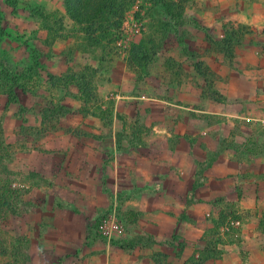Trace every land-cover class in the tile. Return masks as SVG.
Segmentation results:
<instances>
[{"label":"rangeland","instance_id":"1","mask_svg":"<svg viewBox=\"0 0 264 264\" xmlns=\"http://www.w3.org/2000/svg\"><path fill=\"white\" fill-rule=\"evenodd\" d=\"M10 1L16 3V10ZM255 1L264 15V0ZM203 12L226 13L218 5L208 8L205 0L187 1L188 16ZM60 18L62 22L57 21ZM160 19V9L154 8L151 0H134L118 37L91 46L85 39L84 26L67 16L62 0H0V26L4 31L0 39V154H7L0 159V264H60L70 254L63 250L66 246L51 245L48 238L52 233L46 230L62 214L68 215V208L46 207L60 204L59 200H63V207L70 200L76 201L85 175L92 189L87 208H93L85 213L86 238L108 241L98 228L101 218L113 209H117L128 231L122 208H134L130 196L125 191L113 193L109 186L112 177L104 183L105 178L98 177L97 169L105 172L117 154L108 145L105 155L103 143L119 141L120 150V146L134 150L137 142L151 139L154 134L146 130L152 126L169 128L189 119L216 123L214 115L189 113L185 108L200 107L202 97L209 95L203 93V77L194 65L201 61L205 64L206 56L214 51L231 66L236 47L260 28L264 30V18L255 21L257 25L226 21L219 28L238 32V37L231 47L233 54H225L223 37H210L199 29L181 26L177 34L171 32L162 41L152 63L131 69L128 58L132 45L152 32L161 37L157 28L151 29ZM203 36L207 39L201 40ZM73 73L86 76V91L80 90ZM51 74L70 78L54 84ZM12 91L17 100L9 102ZM143 96L160 97L171 104L137 98ZM58 106L69 112L46 114L45 109ZM99 145V150L90 149ZM126 151L122 156L127 157ZM137 152L147 155L152 150ZM99 185L103 192L96 189ZM72 224L78 228L69 233L75 240L81 230L77 220ZM122 240L128 242L127 234Z\"/></svg>","mask_w":264,"mask_h":264},{"label":"crops","instance_id":"2","mask_svg":"<svg viewBox=\"0 0 264 264\" xmlns=\"http://www.w3.org/2000/svg\"><path fill=\"white\" fill-rule=\"evenodd\" d=\"M205 3L226 11L222 16L214 12L195 16L206 26L200 31L210 37H225V28L219 26L226 21L252 25L264 18L255 0ZM236 48L231 66L214 51L204 61L215 74L214 89L222 98L207 95L200 107H185L189 113L216 116V123L189 119L169 128L152 126L146 131L154 135L147 143L137 142L134 150L127 146L120 150L117 142L103 143L105 155L108 145L117 154L105 172L97 169L98 177L105 178L103 183L112 177L113 193L125 191L130 196L134 208L122 212L126 241H134V246L86 238V200L92 191L86 175L76 201L63 207L59 200L46 207L69 211L46 227L52 233L48 242L66 246L63 250L70 253L60 264H264V30ZM137 98L171 104L160 97ZM94 148L101 146L90 147ZM146 148L152 153L137 152ZM124 150L127 157L122 156ZM96 189L103 192L100 185ZM76 220L81 234L74 240L69 233L78 229L72 224ZM236 220L241 225H235Z\"/></svg>","mask_w":264,"mask_h":264},{"label":"trees","instance_id":"3","mask_svg":"<svg viewBox=\"0 0 264 264\" xmlns=\"http://www.w3.org/2000/svg\"><path fill=\"white\" fill-rule=\"evenodd\" d=\"M187 1L188 0H151L153 7H158L161 12V19L154 27H151V29L157 28L162 36H156L152 32L151 35L148 34L143 36L140 42L132 45L130 56L128 58V66L131 69L145 68L150 63H152L154 58L157 56L160 47L163 45L162 41L165 40L171 32L177 34V30L181 26H194L199 30L206 29V26L197 17L188 16L186 14ZM62 2L67 16L75 23L84 26L86 35L85 39H87V42L91 46H99L105 40L114 41V39L118 37V33L121 31L120 29L124 16L132 3H134V0H62ZM8 3L14 8V10L17 9L15 2L10 1ZM57 21H61V18ZM46 25L50 31H53V27L49 26L48 23ZM3 32L4 31L0 26V39ZM225 32V37L221 39V42L224 44L223 51L225 54H233L231 47L238 37V32H229L227 28H225ZM194 68L195 71L203 77V87H206L204 88L203 93H209L211 97L220 100L222 98L221 94L216 89H214L215 74L202 61L196 63ZM5 75L11 80L13 79L11 74L5 73ZM68 78L70 77H67V75L56 76L51 74V79L54 84L57 82H63ZM72 78H77V80H79L78 86L80 90L83 92L86 91L85 84H83L84 80L86 79L85 75L73 73ZM16 100V93L13 91L10 92L9 102H14ZM58 110L61 111V114H66L69 112L63 106L47 108V110L45 109V112L47 114L49 111L50 115H55L53 112H57ZM0 140L3 141V139ZM3 150H5L4 147L2 148V152ZM3 155L6 156L7 154L4 153ZM3 155L0 154L1 160ZM214 160L215 158H213L211 162ZM196 186L197 185H194V187ZM1 213L2 208H0V219ZM143 241L144 238H141L140 243L143 244ZM110 242L113 245H118L120 247H132L135 245L134 241L125 242L124 240H111ZM5 250H7V246Z\"/></svg>","mask_w":264,"mask_h":264},{"label":"built area","instance_id":"4","mask_svg":"<svg viewBox=\"0 0 264 264\" xmlns=\"http://www.w3.org/2000/svg\"><path fill=\"white\" fill-rule=\"evenodd\" d=\"M234 224L239 226L241 225V221L236 220ZM98 229L101 236L106 238L109 242L111 240H122L127 234L117 209H113L101 218Z\"/></svg>","mask_w":264,"mask_h":264}]
</instances>
